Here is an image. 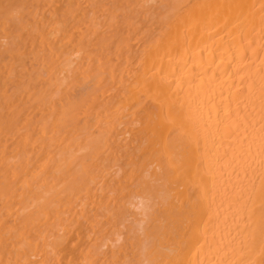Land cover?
Segmentation results:
<instances>
[{
	"label": "bare ground",
	"instance_id": "bare-ground-1",
	"mask_svg": "<svg viewBox=\"0 0 264 264\" xmlns=\"http://www.w3.org/2000/svg\"><path fill=\"white\" fill-rule=\"evenodd\" d=\"M0 264H264V0H0Z\"/></svg>",
	"mask_w": 264,
	"mask_h": 264
},
{
	"label": "rangeland",
	"instance_id": "rangeland-1",
	"mask_svg": "<svg viewBox=\"0 0 264 264\" xmlns=\"http://www.w3.org/2000/svg\"><path fill=\"white\" fill-rule=\"evenodd\" d=\"M136 199V200H135ZM137 200H139L138 198H134V201L135 202H138ZM125 223H127V221L125 222ZM103 248H105V247H103Z\"/></svg>",
	"mask_w": 264,
	"mask_h": 264
}]
</instances>
